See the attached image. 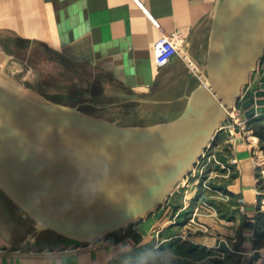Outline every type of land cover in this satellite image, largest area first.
Here are the masks:
<instances>
[{
	"label": "crops",
	"instance_id": "crops-1",
	"mask_svg": "<svg viewBox=\"0 0 264 264\" xmlns=\"http://www.w3.org/2000/svg\"><path fill=\"white\" fill-rule=\"evenodd\" d=\"M218 3L0 0V55L7 61L16 58L14 63L32 65L46 74L54 71L55 83L70 86L76 101L82 100L80 97L109 101L149 97L167 90L182 77L180 53L163 67L155 61V44L163 32L180 29L186 38L184 44H192L197 35L212 27ZM260 70L264 72V60ZM263 72L258 82H253V74L252 90L259 89ZM244 90L247 93L248 87ZM196 91L197 87L190 91L191 97ZM252 146L240 149L228 145L230 156L219 153L223 170L228 165L235 173L227 189H219L228 194L229 200L211 199L209 204L224 219L214 217L209 208L199 212L196 204L200 196H190L184 207L177 203V194L173 202L176 189L167 201L172 205L167 207L166 202L138 221L134 234L128 232V226L92 242L41 229L0 188V264H114L125 261L124 255L129 252L147 254L148 245L150 250L167 245L169 251L182 242L192 252L202 248L220 251L219 261L228 264H264V209L259 205L260 175ZM193 215L210 224L215 233L196 234L197 227L191 230ZM158 258L151 256V264ZM207 258L185 259L204 264ZM140 263H144L142 259Z\"/></svg>",
	"mask_w": 264,
	"mask_h": 264
},
{
	"label": "water",
	"instance_id": "water-1",
	"mask_svg": "<svg viewBox=\"0 0 264 264\" xmlns=\"http://www.w3.org/2000/svg\"><path fill=\"white\" fill-rule=\"evenodd\" d=\"M263 60L264 0H219L210 85L194 93L178 120L152 131L109 126L46 98L0 65V188L48 228L79 242L137 223L195 169ZM243 106L247 118L264 113V72ZM18 158L46 168L62 181L63 191ZM114 167L124 170L95 185L88 181L95 179L94 172ZM76 181L92 184L93 191L82 195L72 185ZM124 186L132 193L130 203L117 199Z\"/></svg>",
	"mask_w": 264,
	"mask_h": 264
},
{
	"label": "rangeland",
	"instance_id": "rangeland-1",
	"mask_svg": "<svg viewBox=\"0 0 264 264\" xmlns=\"http://www.w3.org/2000/svg\"><path fill=\"white\" fill-rule=\"evenodd\" d=\"M213 24L214 20L212 22V27L206 29L205 32H201L199 35H197L194 42L192 41V44H190L189 42L188 45L183 44L181 46V53L179 56L181 62L182 77L173 85L168 87L167 90L161 91L149 97L139 96L121 99L112 98L111 101L103 98L89 99L86 97H80L82 100L76 101L71 91H69L71 89L70 86L64 88L58 86V83H55L56 79L54 71H49L47 74L43 73V71H41L40 69L31 67L32 65L29 66L24 63H14V61L17 60L16 58L8 59L7 61V58L4 57L5 55L3 54L0 55V65L12 75L20 79L24 84L39 91L46 98L55 102L73 106L109 126L125 130L152 131L168 126L181 117V115L191 103L192 97L190 95V91L192 89L197 87L198 90L199 88L210 85L209 55ZM170 62L168 64H170ZM262 65L263 61L261 62L260 66L262 67ZM261 70L255 72L253 82H258L257 78L259 74L263 72H261ZM252 85L253 84L251 80L250 83L246 86L248 87V92L246 93L244 91L242 99L240 98L241 101L244 100L243 102H245L255 94H251L252 92H255L254 90H252ZM261 115L262 116L261 118H259V120L253 121V123H251L253 132L248 131L246 135H244V132L232 134L231 132H227L225 129L220 130L218 136L214 140L213 148L207 153L206 157L202 159L200 163L198 162L199 164L196 165L195 169L180 183L175 195H172L174 197L172 201H175L174 199L177 194L179 195L177 203L180 204V206L184 207L190 202V200L188 199L190 196H200V200L196 204L200 208L199 212H202L206 208H209L211 209L210 213H214V217H222L219 216L218 209L214 210L212 206H209L210 200L220 199V201L223 202L229 200L230 197L226 198L225 196H221L218 193V190L222 188L227 189L229 184L233 182L235 173L233 171L232 172L234 174L231 173V171L229 172L228 165H225L226 171L223 170L219 153H224L230 156L232 151L227 148L228 145L232 147L237 145V147H239L240 149H242L243 147H249V145H253L251 147V152L258 168V175H260L259 190L261 194L259 205H263L261 209H264V113ZM224 141H229V143H224ZM210 154H215V156L211 157ZM122 170L123 168L120 169L114 167L109 169L108 171L100 172L112 173V175L115 177L119 175ZM96 172H94L93 175ZM41 174L43 175L44 180L47 181L51 186L59 190H62L61 188H64L61 183L62 181L53 176V174L43 166ZM86 175L90 176L92 174ZM94 178L96 180H88L94 185L98 182H101V180H107L106 178ZM90 183H81L76 181L73 182L72 185L78 191L89 192L93 191V186H91L92 184L90 185ZM122 190L124 191L125 189ZM167 201L168 199L166 200V202ZM240 201L243 203L245 202L243 198H240ZM167 203L165 204L167 205V207L169 206V204L172 205L171 202L168 204ZM24 211L26 212L28 217H30L31 221L37 223V225L41 229L52 230L48 228L49 226L42 225L39 222L35 221L30 213H28L26 210ZM191 219H194L195 222H192ZM140 222L141 221H139L138 223ZM190 224H192L189 225L191 230V227H197L196 234H210L211 232L215 233L212 230L210 224L200 222L198 218H195L194 215L190 218ZM134 225H136V223L130 225L132 226V232H135ZM150 247L151 246L148 245L149 250H145L144 252H148L147 254H138V257H140L141 259H145L151 256H159L158 260H155L153 264H172L173 262L178 261H180L181 264H199L194 261H188L185 258L190 257L192 260H198L200 258L206 257L207 255L208 258L206 262H203L204 264H228V262L225 263L219 261L218 255H221L220 251L218 252L216 250H212L210 252L209 250H205L202 248L198 251L192 252L188 250L189 247L185 244V242L178 244L173 248V250L170 249L169 251L167 249V245H161V248L155 250H150ZM124 259L125 261H127V263H131L128 258ZM145 260L146 261H144V263L142 264H151L150 262H147L148 259ZM152 261L154 260L152 259Z\"/></svg>",
	"mask_w": 264,
	"mask_h": 264
},
{
	"label": "built area",
	"instance_id": "built-area-1",
	"mask_svg": "<svg viewBox=\"0 0 264 264\" xmlns=\"http://www.w3.org/2000/svg\"><path fill=\"white\" fill-rule=\"evenodd\" d=\"M185 40L186 38L180 29H177L169 33L163 32L161 38L155 44V61L157 65L159 67L166 66L173 59L174 56L181 53V46L184 44ZM243 95H244V92L242 94V97ZM241 99H239L237 103L235 104V106L229 110L228 119L224 123H222L220 130L225 129L227 132H231L232 134L244 132L245 133L244 135H246L248 131L253 132V129L251 128L252 126L250 123L251 118L246 117L245 115L246 108H244L243 106L244 100L241 101ZM212 148H213V145H210L208 147L202 159L206 157L207 153ZM210 156L211 157L215 156V154H210ZM201 160L199 161V163L201 162ZM223 167L225 168V166ZM228 170L230 172L229 167H228ZM218 193L221 196H225L226 198L229 197L228 194L223 191L218 190ZM191 221L195 222L194 219H191Z\"/></svg>",
	"mask_w": 264,
	"mask_h": 264
},
{
	"label": "bare ground",
	"instance_id": "bare-ground-1",
	"mask_svg": "<svg viewBox=\"0 0 264 264\" xmlns=\"http://www.w3.org/2000/svg\"><path fill=\"white\" fill-rule=\"evenodd\" d=\"M14 157H18V156H16V155H14ZM18 159H20V160H22L23 162H25L27 165H28V167L30 168V170L32 171V173L33 174H35L36 176H38L39 178H41V179H43L44 180V178H43V175L41 174L42 173V166L41 165H39L38 163H36V162H34L32 159H24V158H18ZM124 170V169H123ZM122 170V171H123ZM121 171V172H122ZM95 176L94 177H98L99 179H104V178H106V179H110V178H113L114 176L112 175V173H101V172H96L95 174H94ZM118 176V175H117ZM116 177V176H115ZM62 189V191H63V189L64 188H61ZM122 189H125L124 191L122 190ZM59 191H61V190H59ZM78 191V190H77ZM82 195H84V196H86L87 194H90L91 193V191H89V192H81V191H79ZM117 193H118V201L119 202H122V203H127V202H129V200H130V198H131V196H132V193L130 192V190H129V186H124V187H122V188H119L118 190H117ZM89 199V198H88ZM130 203V202H129ZM32 216V215H31ZM34 219H35V221H37V222H39L40 224H42V225H46V226H48L47 225V223L46 222H44L42 219H40L39 217H36V216H32Z\"/></svg>",
	"mask_w": 264,
	"mask_h": 264
},
{
	"label": "trees",
	"instance_id": "trees-1",
	"mask_svg": "<svg viewBox=\"0 0 264 264\" xmlns=\"http://www.w3.org/2000/svg\"><path fill=\"white\" fill-rule=\"evenodd\" d=\"M255 117H253V118H251L250 119V123H253V121H256V120H259V119H254ZM222 190H226V189H224V188H222ZM131 227L132 226H129L128 227V232L130 233V234H134V232H132L131 231ZM124 258H128L130 261H131V263H127V261H118V262H116V263H114V264H138V263H140V257H138V254L137 253H135V252H132V253H126L125 255H124ZM145 259H148L147 260V262L149 263H151V261H152V259H151V257H148V258H145ZM144 258L142 259L143 260V262L144 261H146ZM146 262V263H147ZM172 264H181V262L180 261H178V262H173Z\"/></svg>",
	"mask_w": 264,
	"mask_h": 264
}]
</instances>
